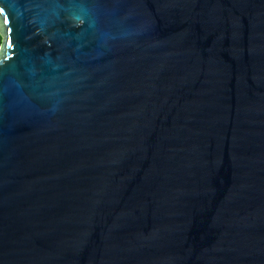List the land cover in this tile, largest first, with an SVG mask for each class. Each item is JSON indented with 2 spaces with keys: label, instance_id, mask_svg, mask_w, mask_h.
Masks as SVG:
<instances>
[{
  "label": "water",
  "instance_id": "1",
  "mask_svg": "<svg viewBox=\"0 0 264 264\" xmlns=\"http://www.w3.org/2000/svg\"><path fill=\"white\" fill-rule=\"evenodd\" d=\"M0 264H264V0H0Z\"/></svg>",
  "mask_w": 264,
  "mask_h": 264
},
{
  "label": "trees",
  "instance_id": "2",
  "mask_svg": "<svg viewBox=\"0 0 264 264\" xmlns=\"http://www.w3.org/2000/svg\"><path fill=\"white\" fill-rule=\"evenodd\" d=\"M2 44H3V38H2V35L0 33V49H1Z\"/></svg>",
  "mask_w": 264,
  "mask_h": 264
}]
</instances>
